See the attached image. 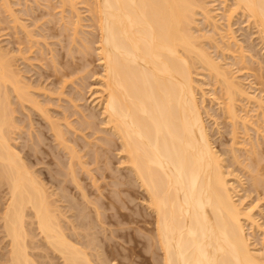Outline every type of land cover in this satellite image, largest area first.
Instances as JSON below:
<instances>
[{
	"label": "bare ground",
	"instance_id": "1",
	"mask_svg": "<svg viewBox=\"0 0 264 264\" xmlns=\"http://www.w3.org/2000/svg\"><path fill=\"white\" fill-rule=\"evenodd\" d=\"M1 1L6 10L14 11L7 0ZM227 1L223 0V4ZM231 1L227 14L224 10L229 33L228 21L241 14L246 21L252 20L250 24L257 29L264 50V0ZM60 2L69 4L73 13L71 44L80 38L76 44L88 53L93 51L90 45L97 43L94 50L102 74L97 79L100 88L95 85L99 93L96 102L101 106L102 122L96 123V114L86 113L76 102L82 99V85L81 89L75 88L77 98L68 94L72 112L54 116L50 105L37 97L35 87L18 68L16 60L21 51L17 49L16 55L20 54L16 56L15 51L0 45V264H134V260L139 261L135 255L141 262L153 264H264V251L251 246L246 224L264 227L253 215L255 208H243L235 183L228 178L234 177L233 173L226 171L224 156L214 149L202 113L205 95L199 101L197 90L201 87L195 76L201 68L205 76L208 74L218 83L225 101L219 100L224 106L217 103L227 113L232 134L237 132L238 119L242 117L237 116V97L254 100L262 110L264 100L248 93L244 85L232 78L230 69L213 57L209 47L220 46V42H214V35L220 30L217 32L215 15L210 14L206 0H84L97 34L92 41L76 37L84 32V18L74 6L77 2ZM13 13V22H19ZM198 13L205 23L214 19L210 23L214 34L196 33ZM19 26L27 30L25 25ZM25 32L30 35L28 30ZM224 34L222 40L226 38ZM206 39H212L214 45L206 46ZM229 39L238 43L231 33ZM249 47L245 49L250 53ZM239 51L244 65L254 61L253 54L246 56ZM72 52L69 51L73 55ZM54 58L49 60L53 64L57 63ZM258 64L263 70L254 75L264 85V57ZM55 67L56 64L57 70ZM66 73L61 75L68 76ZM64 77L60 76L62 80ZM60 78L59 83H63ZM63 85L57 86L61 92L66 86ZM36 88L42 89L43 94L46 90ZM47 90L55 97L61 94L60 90ZM75 115L76 118L71 117ZM247 121H240L245 130L250 122ZM100 123L105 125L103 129L94 127ZM88 129H99L96 134H105L98 137L102 143L91 132L83 134ZM90 134L96 142L88 137ZM86 136L93 145L86 142ZM48 138L52 145L49 141L47 144ZM95 143L99 145L96 149L92 147ZM86 146L90 147L87 151ZM256 147L253 143L248 151L256 158L245 165L249 168L252 164V181L261 171L262 156ZM111 148L118 151L115 156L120 155L119 166L128 170L120 176L116 175L118 167H112L117 170L114 171L108 162ZM233 158L238 160L235 155ZM98 177L106 181L102 188ZM86 179L90 180V187ZM135 185L144 191L141 202L146 207H133L130 211L124 197L130 199L127 196L132 190L133 194L136 192ZM131 231L136 235L142 232L143 236ZM128 239L141 243L142 249L145 246L147 250L142 253L147 255L135 254L136 244L126 251L121 241Z\"/></svg>",
	"mask_w": 264,
	"mask_h": 264
},
{
	"label": "rangeland",
	"instance_id": "2",
	"mask_svg": "<svg viewBox=\"0 0 264 264\" xmlns=\"http://www.w3.org/2000/svg\"><path fill=\"white\" fill-rule=\"evenodd\" d=\"M7 1L10 5L9 7L12 8V9L10 8V10L11 11L14 10L12 12H14L13 14L16 13V16L15 15L14 16L18 17L19 22H17V23L13 22L14 17L12 16V12H10L9 10H6V8L2 5L3 1L0 0V45L7 47L6 49H9L12 52L15 51V53H14L15 55H16L17 49L21 51V54L19 53L20 55L19 54L16 55V56L19 55L18 59H17L18 61L16 60V64H18L17 65L18 68H20L21 71L23 72L22 73V74H24L23 76L24 77L26 76L25 78L29 81V83L31 82L32 86L35 87L34 90L37 92H35L34 90L33 91L36 94L37 93L39 94V95L37 94L38 95L37 97L40 98V100L44 104H46V106L50 105V106H48L49 110L51 111V113L54 116L56 114L58 116H61L62 115L61 113H63V111H65L66 113L72 112V109H74V108L71 106L72 104L68 99L70 98V96L73 98L76 97L75 95L77 93H75L76 92L75 88L79 87V89H81V85H82V92H79V95L82 94V96L80 95L82 97V99H79L76 102H78V104L81 105L80 108L86 109V111H85L86 113L93 111L96 114V116H97V120L95 119L96 123L102 122V115L100 116L101 106L96 102V99H97L96 96H99L98 95L99 93H96V89H97V87L100 88L99 81L97 79H99V77H98V76H100L99 74H102V71H101L102 66L100 65V62L98 61V58L96 55L97 52L94 50L95 47L97 46V43L95 44L93 42L92 45H90V46H93V51H92V49H91L92 47H91L90 48L91 51H89L88 53H85L86 51L85 52L81 51L82 46L80 45L81 46L80 47L78 44L80 38H76V40L77 39L78 40L77 41L74 40L73 45L71 44L72 43L70 41L71 36H72V34H71L72 33V23L71 22H73L74 18H72L73 13H71V10H69L70 5L69 4L63 5L60 2V0H7ZM71 1L78 3V4L76 3L74 6H76L75 7L76 9H79L80 17L82 19L84 18L83 19L84 22L81 21V22H83L82 23L83 26L81 27V29L84 30L85 33L84 32L83 33L85 36L83 35V33L80 32V36H76V37L82 38V36H83V38H85V37L89 38V39L91 38L90 39L91 41L94 40L96 38L95 36L97 34H96V31L94 30L93 21H91V20L89 21L90 12L88 10H86L87 9L86 2H84V0H71ZM81 1H83V2H81ZM206 3L208 4V7L210 9V14H212V17L215 15L214 16L215 20L212 18V20H214V22L211 19L210 20L214 24L216 21L215 25L218 28L217 32L220 30L218 32V34L220 36L216 33V36L214 35V39L215 38L216 39L215 40L213 39L214 42L216 40L218 42H220V46L218 45L219 47H215V48L209 47V44L214 45V43L211 42L212 39L208 42H207L208 39L205 40L207 42L206 46H208L210 48L209 50H211V53H213V57L215 56L218 58L217 59L214 57L216 59V61L218 60L220 65H222L226 69L228 68L227 70L230 69L229 70L230 75L232 74V76H233L232 78H234V80H238V82L241 83L242 86L244 85L243 88L245 90H247L248 93H250L251 95L254 94L258 98L260 97V99L264 100V85H263V83L261 84V80H259L260 78L259 79L257 78L258 75H254L256 73H260L263 70V68L260 67L262 64L259 66V64L261 62L259 64H258V62H259V60H261L264 57V50L261 47L262 45H261L260 39H258L257 29L255 28V26L253 24H250V23H252V20H249V22H248V21H246L247 19L245 16H242L241 14H239L240 16L235 15L234 18L232 17L233 19L228 21L229 24H231L230 25V27H231L230 33L235 36V38L239 44L240 43L242 44V45L240 44V46H244L245 48H248L250 46L249 48L250 49L252 48L251 49L252 51L249 53L248 49L241 47L243 49L242 50L240 48V46L238 47L237 46L238 43L236 44L233 41L229 42L230 41V39H229L230 33H229V30L227 27L228 23H226V21H227L226 14L229 11L228 7L231 9L230 4L232 3V1L228 0L227 2H225L226 5L223 4V0H206ZM61 5H63L62 7H64V8H62ZM224 10L227 11L226 14H225ZM60 11H62V12H60ZM61 15L63 17H61ZM196 17L198 20L197 24L199 26L196 33L201 34V33L206 32L205 34H207V33H211V31H212V34H214V31H213L214 26H213V23L210 24L211 21H210V23H207V22L205 23V19H203L202 14H200V13H198V15ZM13 24H15V25H13ZM19 24L25 25L26 26L25 29H27L30 32L31 36L30 35L27 36V34L25 32L27 30L24 31V29H22L19 26ZM208 24H210V25H208ZM88 31H90V32H88ZM220 33L221 34L226 33V34H224V36L226 35V38L223 37V40H222ZM212 34H209V35H212ZM219 37H220V39H219ZM75 41L78 43L76 44ZM209 42H211V43H209ZM70 44H71V46H70ZM79 47L81 50L79 49ZM239 50L243 51L242 53L245 54L246 56H248V53L251 55L252 54L254 55V57H253L254 61H252V62L249 61L251 63V65L249 62H245V65L243 62H241V60H240L241 55L239 53L240 52ZM50 51H54V52L52 53ZM69 51L70 52L74 51V53L72 52L73 55L71 53H69ZM81 52H84L86 54V57H83L84 53H81ZM17 53H18V51H17ZM50 53H51V55L53 54L52 58L55 57L54 60L57 61V63H55L56 64L55 68H57V70L54 69L55 64H53L51 62L52 58H51ZM54 54L56 56H54ZM21 57H23V59L24 58L25 59L23 60ZM233 57H235V59ZM84 58H85V60H84ZM49 60H51V61H49ZM59 61H60V63H59ZM221 61H222V63H221ZM44 64H46V65H44ZM30 65L32 68L30 67ZM225 66H227V67H225ZM84 67H86L87 69H85ZM58 69L60 71H58ZM255 69H257V72ZM56 71L58 73H60V72L66 73L67 72L66 75H68V76L64 77L61 75V73L58 74ZM83 71H85V72H83ZM201 71H202V69L200 68V71L198 70L199 75L195 76L196 80H198L199 87H201V89L198 88V90H197L198 91L197 97L200 101V99H202L200 97H202L203 94L205 95L203 97L204 102L202 105L203 106L202 107L203 108L202 113H203L204 121L206 123L205 125H206L207 129L209 130V134H211L210 137H212L211 141H212V143L214 142L213 143L214 149L217 150V152H219L218 154L222 155L221 157L224 156L223 159H225V162H226L225 163L226 164V168H225L226 171H230L231 173H233L232 175L234 177L231 176L232 178L231 177H228V178L231 180V182L235 183V184L234 183L233 184L235 185V187L238 190V196H240V200L241 199L243 200V203H242L243 208L245 210L249 209L250 207L255 208L253 211L254 212L253 215L256 218V220H258L260 225L261 226L263 225L262 227H264V177H263L264 176V174H263L264 173L263 172L264 171V159H263L264 158L263 157L264 156V154H263L264 153V137H263V135H264V122H263L264 121V118H263L264 117L263 116L264 115V113H263L264 109L263 110H262V108L258 109V106H256L257 104L254 103V100L251 101V99H250V101H249V99H246L247 98L246 96H238L237 102H236V108H237V114H238L237 116H240V117L242 116L241 120L246 119V121H247V119H249L248 121H250V122L248 123V125L246 124L247 128H248V129H246L247 130L246 131L242 127V125H240L241 120L238 119L239 125L236 127L237 130L235 129V131H237V132L232 134L231 132H232L233 128L230 125L231 123L228 120L227 113H225L226 111H223L222 110L223 107H221L219 105V103L220 104L224 103V102L221 103V101L224 100L225 96L223 97V94L221 92V89H220L218 83L214 82L213 78H209L210 76L208 74L207 75L209 77H207V75L205 76L204 75L205 73L203 72L204 73L203 74ZM68 72H70V73H68ZM82 73H83V75H82ZM84 73H85V75H84ZM90 73H91V75H90ZM60 76L64 77L63 78L64 81L62 80V78H60ZM200 76H202V77H200ZM83 77L84 78L86 77V78L84 79ZM58 78H60L61 82L63 81V83H59ZM65 80L67 81V83L65 82ZM71 81L74 82V85ZM64 82L66 84H64ZM79 82H80V84H78ZM82 82H84V83H82ZM34 83H35V85H34ZM59 84H60V86H61V84L66 85L65 87L63 85L64 89L62 90V92H65V91L66 92L62 96H61V94H62L61 90L58 89L60 87ZM37 86H40L41 88L44 87L43 88L44 90L46 88V90L49 89V90L55 91V92H58L57 90H60L59 92H61V94L59 95L58 94L59 92H58L57 93L58 95L55 97V94H53V93H51L52 95L48 94L50 92L49 90H47L49 92H46V90H45V92L43 94V91H41L42 89L38 90V88H36ZM57 86H58V88H57ZM55 87H56V89L53 90V88H55ZM199 90H201V91L199 92ZM47 95H51V96L47 97ZM77 96H78V94H77ZM219 100H221V101H219ZM97 101H98V99H97ZM217 101L219 103H217ZM60 102H61V104H60ZM62 106H64V107H62ZM66 106H70V107H66ZM64 108H65V110H64ZM34 117L36 118V120L38 119V121L41 120L38 117V115H36ZM71 117L76 118V115L71 116ZM71 117H70V119H72ZM95 120H93V122ZM255 120H257V121H255ZM253 125H255V126H253ZM96 126H97V128H100L102 126L104 127L105 125H103L101 123L99 125L94 124V127H96ZM250 126H252V127H250ZM103 127H102V129H103ZM254 127H256V128L254 129ZM257 128H259V130ZM92 130H94V129L84 130L83 134H88L91 132L92 136L95 137V139H97L98 137L101 138L102 136H105V134H101L102 135L101 136L100 133H97V134L95 133L98 131L100 132L99 129H97L95 132ZM23 135L25 136V134H23ZM47 135H49V134L47 133ZM92 136H91V134L88 135V137L89 138L91 137L92 141H93L94 138ZM96 136H97V138H96ZM88 137H87V139H88ZM100 138H98L99 142H100ZM103 139H105V138L103 137ZM103 139H101V140H103ZM18 140L21 141L19 143H22V139L21 140L18 139ZM80 140H79V143L81 145L85 144L84 142L82 143ZM89 140H91V139L86 140V142L88 141V143H90ZM46 141H47V144H48V141H49V144H51V145L53 144L51 142V138H48ZM82 141H83V139H82ZM250 141H252L257 146L256 151H259L261 153L260 157L262 156L261 161H260V166H259V170H261V171H259V174H258L259 177L256 178V176L254 175L255 172H253L254 173L253 175L256 178V180L259 179V180H257L256 184H255L256 180L252 181L251 176H250L252 174V172H250V170L253 168L251 166L252 164L249 165L250 169L248 167H245L246 164H250V162L252 163V159L254 158V155H255L254 153H253L254 154L253 155L251 152L250 153L248 152V151H251L250 148L253 144ZM99 142H98V144H99ZM27 143L29 144V142H27ZM100 143H102V141ZM249 143L251 144V146ZM19 145L21 146V144H19ZM91 145H93V143ZM97 145L95 143V145L92 147L94 148L96 146V148H97L99 146V145L98 146ZM86 147H87V149H86ZM86 147L84 148V150L85 151L89 150L90 147L89 146H86ZM96 148H94V149H96ZM111 149H112V152L110 151L111 154L108 153L107 155L109 156V158L112 157L113 159L111 158L110 160H108V162L111 163V165H110V163L108 165H110L111 169H112V167L115 169H117V167H118V169H119L118 171L115 169H112L114 171H117L116 172L117 176L119 175V173H121V174L126 173L125 171H128V170L127 169L125 170L123 167H122L123 168L122 169L119 166L120 163H118V161H119L118 156L120 157V155L117 153L116 155H118V156H115V153L118 151H116V149L113 150V148H111ZM232 149H234V150H232ZM85 151H83V153ZM247 152L249 153V155ZM233 154L238 158V160L236 162L233 161V159L236 160V158H233V156H234ZM248 156H250V158ZM237 162H240V163H237ZM227 165H228V167H227ZM261 166L263 167L262 169H260ZM94 167H92V168H94ZM227 168H228V170H227ZM114 171H112V172L115 174ZM237 177H238V180H240L241 184H239L240 182H237L238 181ZM100 180L104 181V179L103 178L101 179V177L98 179V182H101L100 187L102 188L103 186L106 185V183H105L106 181L103 182ZM105 180H107V179H105ZM108 180L110 181L111 179H108ZM124 180H125V178H124ZM85 183H87V184L89 183L88 186L91 185L89 179L88 180L86 179ZM135 187H136V185H135ZM245 188L247 191L245 190ZM134 189L136 192H134V194H133L132 192L134 190H132V192H131L132 195L129 194L132 197H130L129 195L127 196V198L129 197L131 199V202H130V199H126V197H124V195H123L126 202H129V203L125 202L126 204L125 203L124 204H125L126 208H130V211H132L131 208H133V207H134L133 210H135V208H137L136 210H141L142 208L144 209V207H146V204H143V202H141L142 201L141 195L143 194L142 192H144V191L139 189L138 186ZM105 191H107V190H105ZM132 198H134V200ZM238 199H239V197H238ZM128 204H129V206H128ZM126 208L124 210L128 211L129 209L126 210ZM131 224L132 223H130V226H131ZM246 225H247L246 226V232H247L249 239L251 241L250 242L252 244L251 246L257 251L258 250L260 252L264 251V230H263L264 228L258 229L255 227H251V225L248 224V222ZM133 227H135V224L133 225ZM130 230H133V229H130ZM133 231H135V230H133ZM133 231H131V232L133 234H135V236H143L142 232H140L142 235H140L139 232H137V235H136V232L134 233ZM131 241H133V240H131ZM128 242H130L129 239L125 242L121 241L123 246H125L124 249L126 251H128L129 246H131V248H132L134 246V244H136L134 241L130 242V243H128ZM137 243H139V242H137ZM253 244H254V246H253ZM136 245H138L139 247L137 246L136 252H134L135 254L147 255L146 253H142V252H145V250H147L146 248H144L145 246L142 249L141 243L136 244ZM123 246L120 245L119 248L121 249ZM122 250H123V248H122ZM134 257H135V259H137V257H138L137 260L140 261L139 262V261L134 260V264H145L146 263V261L141 262V258L139 256L135 255ZM150 262H152V261H150ZM150 262L148 261L146 264H151ZM152 264H153V262H152Z\"/></svg>",
	"mask_w": 264,
	"mask_h": 264
}]
</instances>
